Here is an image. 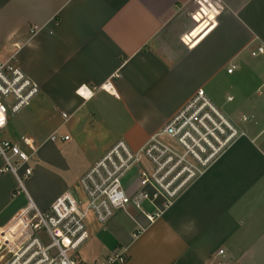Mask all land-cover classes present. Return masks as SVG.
Segmentation results:
<instances>
[{
    "label": "crops",
    "instance_id": "crops-1",
    "mask_svg": "<svg viewBox=\"0 0 264 264\" xmlns=\"http://www.w3.org/2000/svg\"><path fill=\"white\" fill-rule=\"evenodd\" d=\"M206 2L196 23V0H0V56L21 44L19 63L40 86L4 135L35 140L39 160L28 193L42 210L78 189L81 175L117 140L140 148L197 89L239 110V118L227 116L244 134L153 221L130 206L93 232L100 224L90 217L80 252L87 263L125 248V264H209L225 248L233 264H264V58L251 54L264 44V0H215L216 15ZM33 25L42 28L30 36ZM81 87L93 95L83 97ZM243 114L254 118L240 127ZM56 131L69 139L53 142L77 140L73 148L82 152L81 140H102L92 142L95 151L76 180L54 171L67 168L58 149H43ZM118 132L124 137L109 142ZM140 168L124 179L130 192L139 186ZM17 187L11 172H1L0 229L29 204L27 195H13ZM94 243L102 255L88 260L82 249Z\"/></svg>",
    "mask_w": 264,
    "mask_h": 264
},
{
    "label": "built area",
    "instance_id": "built-area-1",
    "mask_svg": "<svg viewBox=\"0 0 264 264\" xmlns=\"http://www.w3.org/2000/svg\"><path fill=\"white\" fill-rule=\"evenodd\" d=\"M203 1H209L206 3L216 15L215 0ZM196 2L198 7L192 17L198 23L197 15L199 10L204 12V6L202 0ZM41 28L33 25L30 36ZM13 48L8 56H0V159L4 163L0 174L8 171L16 177L18 187L13 195L24 193L29 204L0 229V264H125V248L95 263L81 258L80 250L90 236V217L105 224L117 211L133 206L153 221L220 152L244 134L206 91L199 88L140 148L133 149L124 139L117 140L81 175L78 191L64 193L47 210H42L31 200L19 174L20 169L25 176L33 173L30 161L37 151L35 140L25 136L13 140L4 135L10 116L28 107L40 92V86L19 63L21 44L15 43ZM251 54L264 58V44L258 45ZM235 68L236 65H231L228 73ZM106 89L112 91L113 87L109 83ZM77 92L87 98L93 95L91 89L83 87ZM63 116L69 118L67 113ZM252 118L253 115L243 114L241 121L249 122ZM59 139L68 140L69 136H60L57 131L50 136L51 141ZM137 166L141 167L139 186L130 192L124 179ZM158 200L163 201L162 208ZM145 203L152 206V212H148ZM209 264L233 263L227 258L225 248H219L210 257Z\"/></svg>",
    "mask_w": 264,
    "mask_h": 264
},
{
    "label": "rangeland",
    "instance_id": "rangeland-1",
    "mask_svg": "<svg viewBox=\"0 0 264 264\" xmlns=\"http://www.w3.org/2000/svg\"><path fill=\"white\" fill-rule=\"evenodd\" d=\"M197 9V8H196ZM230 93H233L232 91H228ZM227 93V91H226ZM226 95V94H225ZM223 97V96H222ZM220 103V104H218ZM216 102L217 106H219V108L228 116H231L232 118H239V110L235 108V102H231V103H228V104H224L222 102V100L220 102ZM222 106V107H221ZM27 108V107H26ZM26 109H23L22 111H20L19 113L17 114H13L11 115L10 117L12 118V120H14V118H17L20 116V114H23L25 112ZM22 116V115H21ZM238 120V124L240 127L244 126V124H248V122H243V121H240V119H237ZM157 123V120L155 119L154 121V124ZM40 124V123H39ZM113 131L115 132V128H112ZM42 133V131H39L38 132V135H40ZM122 134H120L119 132L118 133H110L109 134V142L112 141L113 139H115L116 136H121ZM124 137V136H121V138ZM119 138V137H118ZM116 138V139H118ZM127 138V137H125ZM38 142H40L41 140H37ZM77 140H74L72 139V141H65V142H51V143H45V147L43 148L44 150H47L48 148L50 147H53L54 149H58L60 154L64 157L65 161H66V166L65 168L66 169H54V171H56L58 174H62L65 178H68V179H75L76 180V177L79 175V173L81 172V170L83 169V167L85 166L87 160L91 157V153H93L95 151V149H92L91 145L93 144H100V142H102V140H88V139H83L81 140V147L80 148H86V151H81L79 150V147H74L73 148V144L74 142H76ZM92 142H94L92 144ZM41 148V146L39 147ZM88 153V154H86ZM37 151L35 153V155L32 157L31 161H30V164L31 166L33 167L34 165V161L35 160H39V156L37 157ZM38 158V159H37ZM42 165H45L46 168H49V166L45 163H42ZM34 173H36V171L33 170V173L32 175L30 176H25L24 172H23V169H20L19 170V174L21 176V178L23 179V182L26 186V189L27 191L29 192L30 189H29V180L30 178L34 175ZM76 191H78V189L75 188ZM24 194V193H22ZM47 194V193H46ZM97 224V223H96ZM101 225L103 224H100V225H94L92 226V231L93 229L96 230V229H99L101 227ZM94 232V231H93ZM88 248L85 247L84 249H82L83 251V255L84 257H86L88 260L91 259V258H94V257H98V256H101L102 254H99L100 252V248L99 247H95V243L93 245V247L89 250V252H87ZM81 252V250H80ZM84 259V258H83ZM100 259V258H99ZM85 260V259H84ZM87 261V260H86ZM99 261V260H98ZM96 261V262H98Z\"/></svg>",
    "mask_w": 264,
    "mask_h": 264
},
{
    "label": "snow or ice",
    "instance_id": "snow-or-ice-1",
    "mask_svg": "<svg viewBox=\"0 0 264 264\" xmlns=\"http://www.w3.org/2000/svg\"><path fill=\"white\" fill-rule=\"evenodd\" d=\"M81 91H82V92H84V90H83V89H82ZM89 95H90V93H89Z\"/></svg>",
    "mask_w": 264,
    "mask_h": 264
}]
</instances>
